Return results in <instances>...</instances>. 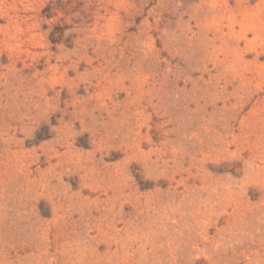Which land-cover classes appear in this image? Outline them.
I'll return each mask as SVG.
<instances>
[{"label": "rangeland", "instance_id": "obj_1", "mask_svg": "<svg viewBox=\"0 0 264 264\" xmlns=\"http://www.w3.org/2000/svg\"><path fill=\"white\" fill-rule=\"evenodd\" d=\"M0 264H264V0H0Z\"/></svg>", "mask_w": 264, "mask_h": 264}]
</instances>
